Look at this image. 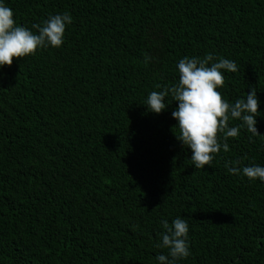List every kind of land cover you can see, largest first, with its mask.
<instances>
[{
    "label": "trees",
    "instance_id": "trees-1",
    "mask_svg": "<svg viewBox=\"0 0 264 264\" xmlns=\"http://www.w3.org/2000/svg\"><path fill=\"white\" fill-rule=\"evenodd\" d=\"M0 2L33 32L73 18L61 47L0 69V264H158L161 220L177 217L191 252L178 264H264V182L242 172L264 167V0ZM209 53L238 67L219 89L230 103L256 88L260 135L241 128L196 169L178 103L157 115L146 101Z\"/></svg>",
    "mask_w": 264,
    "mask_h": 264
},
{
    "label": "clouds",
    "instance_id": "clouds-1",
    "mask_svg": "<svg viewBox=\"0 0 264 264\" xmlns=\"http://www.w3.org/2000/svg\"><path fill=\"white\" fill-rule=\"evenodd\" d=\"M72 22L69 13L57 14L48 17L42 25H32L37 30L33 32L19 26L13 10L0 2V69L11 67L14 61L35 56L39 50L49 46L61 47L66 28ZM150 60L151 57H145L146 62ZM214 61L216 58L211 53L203 58H182L177 65L178 83L170 88L164 87L162 91H152L146 101L148 110L157 115L167 109V96L171 95L172 100L178 103V108L172 112L173 119L178 122L175 128L179 129V135L175 136L191 150V161L196 169L210 167L221 149L228 152V138L238 137L241 128L246 127L254 136L260 135L256 127V117L260 114L256 88L246 94V99L230 103L219 89L225 87L224 72H237L238 67L234 61L224 58ZM233 120L242 123L229 127ZM232 163L226 162L225 168L233 175L239 174V168L230 167ZM242 172L249 180L264 182V167L248 166ZM161 227L163 231L158 234L156 247L168 252L156 256L158 264H178V261L187 259L191 255L187 220L177 217L169 224L168 220L162 219Z\"/></svg>",
    "mask_w": 264,
    "mask_h": 264
}]
</instances>
